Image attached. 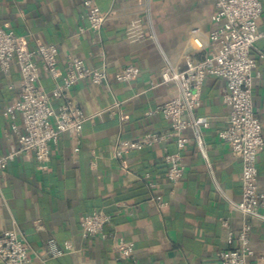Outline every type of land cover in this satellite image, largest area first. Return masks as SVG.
Listing matches in <instances>:
<instances>
[{"label":"crops","instance_id":"crops-1","mask_svg":"<svg viewBox=\"0 0 264 264\" xmlns=\"http://www.w3.org/2000/svg\"><path fill=\"white\" fill-rule=\"evenodd\" d=\"M83 2L0 0V28L24 36L30 48L57 46L61 74L69 56L81 58L89 68L105 65L108 73L107 84L83 82L70 93L86 114L103 111L84 124L79 153L74 152L70 135H63L51 146L48 170H39L34 155L21 154L0 175V236L12 229L25 235L32 250L27 264H219L220 252L239 245L243 226L241 213L232 205L242 199V159L218 137L230 111L222 100L225 81L208 78L204 84L196 114L207 118L208 126L201 128V144L193 129L185 131L186 173L180 184L168 180L164 159L166 151L177 152L174 141L133 151L124 166L112 157L120 142L170 128L155 110L178 90L173 84H153L159 83L166 59L198 60L205 55L214 0H95L108 20L99 33L81 34L79 29L88 27L82 19ZM134 19L142 20L147 36L143 41L132 42L126 36ZM259 21L264 30V0ZM152 34L155 40L150 39ZM256 47L264 49V42ZM130 65L141 74L131 82H118L116 74ZM258 68L254 109L264 122V60ZM21 83L18 68L0 70V155L19 147L7 112ZM42 83L48 91L55 84L48 75ZM116 102L120 106L107 111ZM17 123L22 132L20 117ZM258 168L259 191L264 193V150ZM147 174L157 182L154 189L145 179ZM159 200L166 206L160 207ZM95 209L112 215L104 229L108 237L84 239L80 222ZM111 234L134 244L136 263L117 259ZM52 239L60 245L71 243L74 251L45 257ZM251 242L249 264H264V226L259 221L253 222Z\"/></svg>","mask_w":264,"mask_h":264},{"label":"built area","instance_id":"built-area-1","mask_svg":"<svg viewBox=\"0 0 264 264\" xmlns=\"http://www.w3.org/2000/svg\"><path fill=\"white\" fill-rule=\"evenodd\" d=\"M82 19L88 27H81L79 33L87 30L99 33L108 20L95 0H84ZM215 12L212 16L213 28L208 34V45L201 59L190 56L166 59L160 74V81L153 86L175 85L178 93L173 98L159 105L155 113L169 121L170 128L160 133H149L135 141L120 142L112 154L113 159L124 166L125 158L133 151H142L174 141L177 152L165 153L168 180L178 185L185 176L183 152L188 144L185 131L193 129L199 144L202 143L201 128L208 126L205 117L196 112L202 102L203 87L208 78L225 81L222 93L223 102L229 107L226 126L218 131V137L227 144L232 153L242 159V199L232 202L233 208L241 213L243 226L238 233L239 245L218 254L219 264H249L253 255L251 248V231L253 222L259 221L264 226V193L259 191L258 157L264 150V122L257 117L254 109V80L260 71L259 61L264 60V49H257L259 41L264 42V30L258 22L263 15V0H214ZM149 11V9H148ZM195 30L194 32H197ZM126 36L132 41H143L147 38L141 19L131 20L126 27ZM156 35L149 36L156 39ZM18 68L21 75V91L17 100L8 109L10 128L18 133L19 147L6 155H0V175L8 165L21 154H32L41 171L48 170L51 160V146L63 135H70L75 141L74 152L79 153L84 124L101 112L86 114L71 98V91L83 82L102 86L108 82L106 66L89 68L79 57L69 56L64 72L59 68V49L55 45L40 44L30 48L24 36L16 31L0 28V70L8 73L11 68ZM141 70L130 65L115 76L121 83L135 80ZM44 75L55 82L51 90L42 86ZM56 102L60 104L56 105ZM114 103L107 111L119 107ZM113 112V111H112ZM20 117L23 131L17 123ZM145 179L150 188L157 186L156 180L147 174ZM160 207L166 206L158 201ZM112 215L95 209L80 222L84 239L93 237L107 238L104 229L111 222ZM225 224V222H223ZM37 231L41 225L37 222ZM113 250L117 259L136 263L135 246L114 234ZM234 239L230 235L229 244ZM31 248L25 235L18 229L3 232L0 236V262L2 264H27ZM74 251L71 243L63 245L55 240L48 242L45 257H56ZM44 259L43 256H39ZM204 264V263H199Z\"/></svg>","mask_w":264,"mask_h":264}]
</instances>
